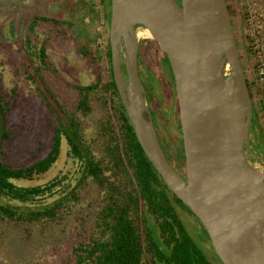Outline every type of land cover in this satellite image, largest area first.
<instances>
[{"label": "trees", "instance_id": "16d2710c", "mask_svg": "<svg viewBox=\"0 0 264 264\" xmlns=\"http://www.w3.org/2000/svg\"><path fill=\"white\" fill-rule=\"evenodd\" d=\"M102 3L110 27L112 2ZM228 4L234 16L235 7L229 0ZM45 25L64 30V25L73 24L39 14L26 32L20 31L23 71L54 119V138L48 154L30 165L6 161L5 146L16 131L9 118L13 98L0 79V225H21L23 244L29 248L45 242L56 248L55 240H60L66 264H223L212 249L203 248L205 238L211 240L207 229L169 188L137 137L115 81L110 37L103 52L94 50L90 39L81 44L80 53L91 64L95 79L88 85L67 83L77 91L71 103L56 84L63 77L48 54V40L40 34ZM163 65L173 79L167 54ZM123 68L127 76L124 61ZM139 69L151 101L160 83L142 53ZM17 89H12L14 97ZM259 122L254 105L252 134L264 150ZM64 146L74 172L68 170L45 183L24 184L39 182L48 174ZM185 157L182 152L179 158ZM92 188L95 200L83 207ZM184 210L201 226L196 236L182 218Z\"/></svg>", "mask_w": 264, "mask_h": 264}, {"label": "water", "instance_id": "95a60500", "mask_svg": "<svg viewBox=\"0 0 264 264\" xmlns=\"http://www.w3.org/2000/svg\"><path fill=\"white\" fill-rule=\"evenodd\" d=\"M111 2L113 73L147 156L207 229L223 264H264V156L252 145L254 102L228 0ZM140 29L150 32L145 38L157 41L171 63L183 172L159 140L140 76Z\"/></svg>", "mask_w": 264, "mask_h": 264}, {"label": "rangeland", "instance_id": "374dc122", "mask_svg": "<svg viewBox=\"0 0 264 264\" xmlns=\"http://www.w3.org/2000/svg\"><path fill=\"white\" fill-rule=\"evenodd\" d=\"M229 1L235 7L234 16L232 15L233 23L244 69L250 70L248 80L252 84L253 102L259 114V125L264 142V89L256 77L257 70L254 68L251 72V68H248L251 62L245 53L247 37L242 24V1ZM259 1L264 8V0ZM39 14L57 17L73 24L72 27L64 25V30L45 25L40 31L42 38L48 40L47 48L51 60L63 77L56 83L62 89L60 94L62 93L71 103L76 99L77 91L72 90L67 83L88 85L95 79L91 64L80 53L81 44L90 39L94 50L103 52L108 47L110 37L109 22L105 17L102 0H0V79L8 97L13 98L9 118L10 127L16 131L14 137L5 146L8 150L6 161L16 166L30 165L44 158L54 138V119L23 71L20 31L22 29L26 32L31 19ZM262 20L264 21V13ZM141 40L143 41L142 59L149 68L151 67L160 83L158 94L151 96L149 104L151 103L161 119L163 131L171 137L176 136L180 132L179 128L175 127L174 120L176 108L173 102L176 97L168 85L169 77L163 65L165 51L152 38ZM14 87L18 88L15 97L12 95ZM252 139H255V136L252 135ZM67 151V146H64L60 160L39 182L24 184L45 183L68 170L74 172L73 161L67 157ZM89 192L91 194L85 196L83 203V207L86 206V208L95 200L93 188ZM79 208L76 206L77 210ZM92 212L91 215H93ZM181 215L189 230L196 236L197 226L198 229L201 226L196 222L195 216L188 210H184ZM13 227L8 223L0 225V264H66L68 261L65 257L63 242L60 240H55L58 243L56 248L48 242L40 247L29 248L23 244L24 234L21 232L23 230L21 225H17L20 229ZM205 240L206 246L203 245V248L212 249L217 254L213 242L207 237ZM62 254L64 256H60ZM215 262L218 263V260L215 259Z\"/></svg>", "mask_w": 264, "mask_h": 264}, {"label": "built area", "instance_id": "2783aa9c", "mask_svg": "<svg viewBox=\"0 0 264 264\" xmlns=\"http://www.w3.org/2000/svg\"><path fill=\"white\" fill-rule=\"evenodd\" d=\"M243 6V21L246 45L245 50L247 59L251 62L248 68H255L256 77L260 86L264 89V21L263 7L259 0H241ZM241 52V51H240ZM242 56V54H241ZM247 77H250V70L246 68ZM264 99V97H263Z\"/></svg>", "mask_w": 264, "mask_h": 264}, {"label": "flooded vegetation", "instance_id": "af4514ba", "mask_svg": "<svg viewBox=\"0 0 264 264\" xmlns=\"http://www.w3.org/2000/svg\"><path fill=\"white\" fill-rule=\"evenodd\" d=\"M182 0H178L179 3H181ZM142 40L140 41V48H141V44H142ZM140 54H141V49H140ZM166 55V53H165ZM140 56V55H139ZM124 70V68H123ZM125 73V71H124ZM126 75V73H125ZM170 76V75H169ZM127 77V76H126ZM168 85L171 87L172 89V94L175 95V102H173V106H175L176 110L174 111L175 113V127L179 128V131L176 136L171 137L170 134H167L163 131L162 129V123H161V119H159L158 114L155 116L153 114V112L155 111L153 109V107L151 106L152 109V114H153V118H154V123L156 126V130L158 132V136H159V140L160 143L165 151V154L168 158V160L170 161V163L179 171L182 172V170L186 169V159H181L179 157H181L182 152H185L184 150V144H183V133H182V126H181V118H180V109H179V102H178V97H177V90H176V84H175V78L170 76L169 81H168ZM181 133V134H180ZM254 136V134H252ZM254 142V151L258 154V155H263L264 156V150H261L260 148H258V143L257 141H255L253 139ZM251 160L256 164V166H262L261 162L251 158Z\"/></svg>", "mask_w": 264, "mask_h": 264}, {"label": "bare ground", "instance_id": "6f19581e", "mask_svg": "<svg viewBox=\"0 0 264 264\" xmlns=\"http://www.w3.org/2000/svg\"><path fill=\"white\" fill-rule=\"evenodd\" d=\"M151 36L150 32L147 29L138 30V37L140 39Z\"/></svg>", "mask_w": 264, "mask_h": 264}]
</instances>
